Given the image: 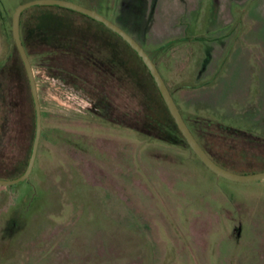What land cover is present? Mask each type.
<instances>
[{
	"label": "rangeland",
	"instance_id": "374dc122",
	"mask_svg": "<svg viewBox=\"0 0 264 264\" xmlns=\"http://www.w3.org/2000/svg\"><path fill=\"white\" fill-rule=\"evenodd\" d=\"M25 1L0 0V65L15 56L10 18ZM68 1L92 6L150 53L196 134L217 144L216 157L258 167L263 152L216 140L206 119L264 135V0ZM25 9L61 15L69 36L110 40L146 76L94 19L52 4ZM28 59L40 134L28 176L0 185V264H264V178L217 176L187 147L105 119L112 109L48 56Z\"/></svg>",
	"mask_w": 264,
	"mask_h": 264
},
{
	"label": "trees",
	"instance_id": "16d2710c",
	"mask_svg": "<svg viewBox=\"0 0 264 264\" xmlns=\"http://www.w3.org/2000/svg\"><path fill=\"white\" fill-rule=\"evenodd\" d=\"M55 6L74 11L62 6ZM90 8L93 7L90 6ZM25 10L21 11L18 18V32L27 57L31 52L43 53L48 56L49 66L81 80L92 91L91 96L100 105L112 109V116L105 117L108 121L128 126L145 137L190 149L146 66L121 37L109 29L137 57L146 76L136 71L135 67L123 57L120 48L110 40H105V43H102L86 37L69 36L64 25L59 22L61 19L58 18L61 15L54 14L55 16H52L51 13L43 16L26 15L24 14ZM54 18L58 19L56 23ZM87 29L97 35L94 29ZM14 50V58L0 65L1 179L15 178L25 169L35 127V114L28 79L15 46ZM145 52L156 65L150 53L146 50ZM160 76L162 77L161 74ZM168 90L172 96L169 88ZM178 110L191 135L217 165L241 174L264 170V135L242 130L218 120L206 119L207 125L214 131L216 140L221 142L223 139L232 138L243 143L241 146L243 151L251 147V149L258 148L263 152L262 160L259 161L257 157L253 156L251 158V160L259 161L258 167L239 169L229 163L234 158L223 155H221L223 158L216 157L217 144L215 145L212 141L208 142L205 134L201 140V137L191 126L192 123H196L195 119L191 116H184L179 108ZM17 148L20 151L18 158L13 154H17ZM242 160H245V157ZM248 160L250 159L248 158Z\"/></svg>",
	"mask_w": 264,
	"mask_h": 264
},
{
	"label": "water",
	"instance_id": "95a60500",
	"mask_svg": "<svg viewBox=\"0 0 264 264\" xmlns=\"http://www.w3.org/2000/svg\"><path fill=\"white\" fill-rule=\"evenodd\" d=\"M39 4L58 5V6H62V7L80 12L98 21L99 23L103 24L105 27L112 30L119 37H121L133 49V51L139 56V58L142 60V62L146 66L177 128L181 132L182 136L184 137L191 151L196 155V157L200 160V162L206 168H208L210 171L215 173L217 176L226 178L228 180H233V181H250V180L264 178V170L253 172V173H246V174L236 173V172L227 170L217 165L214 161H212L209 158V156L203 151V149L197 143L195 138L191 135L187 125L182 120L178 107L176 103L174 102L173 97L171 96L162 77L160 76L155 63L150 59V57L145 52L143 47L124 29H122L116 23L104 17L102 14L98 13L95 9L85 7L77 3L68 1V0H29V1L21 2L14 7L12 14H11V18H10V33H11L13 44L21 58V61L23 63L24 70H25V73L28 79V84L30 88V93H31L33 108H34V114H35L34 135L32 139V144H31V149H30L28 160H27V164L23 172L15 178H11V179H1L0 178V185H3V186L11 185V184L17 183L25 179L28 176L29 171L33 165L35 152H36V148L38 145L39 134H40V108H39V102H38V96H37V90H36L33 71H32L29 59L22 46L20 37H19L18 18H19L21 11L24 10L25 8L32 6V5H39Z\"/></svg>",
	"mask_w": 264,
	"mask_h": 264
},
{
	"label": "flooded vegetation",
	"instance_id": "af4514ba",
	"mask_svg": "<svg viewBox=\"0 0 264 264\" xmlns=\"http://www.w3.org/2000/svg\"><path fill=\"white\" fill-rule=\"evenodd\" d=\"M163 6H165L164 4H163ZM128 7V6H127ZM127 7L125 6L124 8H125V11L127 10ZM166 7V6H165ZM122 10H124V9H122ZM128 11H126V13H127ZM124 16V15H123ZM126 16H127V14H126ZM113 22V21H112ZM119 26V25H118ZM122 28V27H121ZM123 29V28H122ZM133 37V36H132Z\"/></svg>",
	"mask_w": 264,
	"mask_h": 264
}]
</instances>
